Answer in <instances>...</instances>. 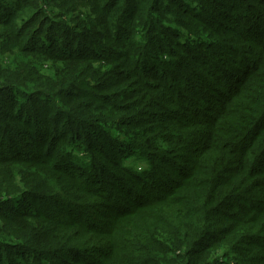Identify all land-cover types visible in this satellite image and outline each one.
I'll return each mask as SVG.
<instances>
[{
  "label": "trees",
  "instance_id": "obj_1",
  "mask_svg": "<svg viewBox=\"0 0 264 264\" xmlns=\"http://www.w3.org/2000/svg\"><path fill=\"white\" fill-rule=\"evenodd\" d=\"M199 1L0 0V264H264V0Z\"/></svg>",
  "mask_w": 264,
  "mask_h": 264
},
{
  "label": "rangeland",
  "instance_id": "obj_2",
  "mask_svg": "<svg viewBox=\"0 0 264 264\" xmlns=\"http://www.w3.org/2000/svg\"><path fill=\"white\" fill-rule=\"evenodd\" d=\"M195 1V3H200V1L199 0H194ZM173 27V26H172ZM143 162H145L144 160H139V158H138V156H137V154H129V156H128V159H127V161H126V163L125 164H129L130 166L131 165H136V166H138V171H142V169L144 168V163ZM219 252H221V251H219V250H217V252H216V254L218 253V254H220ZM26 255H28V254H26ZM25 255V257H27ZM72 261H75V260H73V259H71ZM224 261L226 262V261H230V259L228 260V259H224ZM24 264H28V263H26V262H23ZM75 263H79V262H75ZM235 263V262H234ZM234 263H232V264H234ZM235 264H239V263H235Z\"/></svg>",
  "mask_w": 264,
  "mask_h": 264
}]
</instances>
